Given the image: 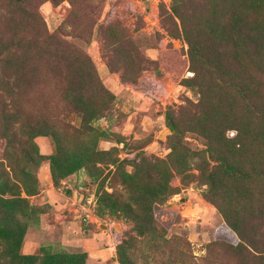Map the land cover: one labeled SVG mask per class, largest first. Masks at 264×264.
<instances>
[{"label": "rangeland", "instance_id": "rangeland-1", "mask_svg": "<svg viewBox=\"0 0 264 264\" xmlns=\"http://www.w3.org/2000/svg\"><path fill=\"white\" fill-rule=\"evenodd\" d=\"M231 22L264 29V0H0V264H234L229 224L264 238V57L211 40ZM51 44L64 93L28 143L21 64Z\"/></svg>", "mask_w": 264, "mask_h": 264}, {"label": "trees", "instance_id": "trees-1", "mask_svg": "<svg viewBox=\"0 0 264 264\" xmlns=\"http://www.w3.org/2000/svg\"><path fill=\"white\" fill-rule=\"evenodd\" d=\"M23 13L22 11L19 12ZM26 18V17H25ZM227 25L222 26V34H220L219 37H212L211 40H215L216 44H220L223 42H230L231 44L237 45L241 43L248 42L252 46L257 49V55L258 58L264 57V51L261 48V43L264 42V29L260 28L258 25L250 26L248 27H238L239 23L231 22L226 23ZM219 25V23H217ZM245 29V30H244ZM243 32H240L242 31ZM213 42V41H212ZM190 46H193L192 42H188ZM213 43V44H215ZM215 44V45H216ZM14 47V45L12 44ZM3 51H8V48H4ZM6 53V52H5ZM8 54V53H7ZM6 54V56H7ZM4 55L3 58L0 59V62L3 63L1 65L2 69L5 70L8 68V71H13V67L11 66V57L14 56V53H10L9 57H6ZM59 56H57V50L55 49V44H51L49 47L43 49L42 52L39 53V59L38 65L36 67H32L31 63L27 64H21L25 65L28 68L29 73L26 75V78H24V84L26 85V91L25 92H31L34 91L35 96L37 99H39L40 106L33 110L32 114H34V117L32 119L27 120L25 122L24 129L28 133L27 142L30 143V141L41 134L43 132V129L49 128L51 120H53L52 116L48 112L46 114L45 109L47 108L46 102L42 100V96L44 93V89L47 85L52 86L51 89L57 93L62 94L64 93V86L63 82L64 79L58 74L53 75L52 72L58 70L59 67ZM14 59V57H13ZM39 67V68H38ZM224 71L227 72V69H224ZM38 72V73H37ZM49 73L52 74V76H49ZM9 78L7 75L1 76L0 78V89L3 92H9L14 93L15 90H19L20 86H17L15 83V80L13 82L9 81ZM89 82H92V79H88ZM16 85V86H15ZM70 88H73L75 85H68ZM82 88H85V84ZM43 106V107H41ZM98 112V110H97ZM96 112V113H97ZM85 119L87 120V112H83ZM13 116V115H12ZM15 118V116H13ZM43 128V129H42ZM260 178H262V181L264 182V173L261 172ZM12 203V202H8ZM232 230L237 233L238 243L234 245H229V253L233 257L234 264H264V238L261 240L259 239H247L243 237L244 231L238 230L235 225L229 224ZM216 245H219V243H216ZM223 245V244H222ZM224 246V245H223Z\"/></svg>", "mask_w": 264, "mask_h": 264}, {"label": "water", "instance_id": "water-1", "mask_svg": "<svg viewBox=\"0 0 264 264\" xmlns=\"http://www.w3.org/2000/svg\"><path fill=\"white\" fill-rule=\"evenodd\" d=\"M163 135V133L161 134V136Z\"/></svg>", "mask_w": 264, "mask_h": 264}]
</instances>
